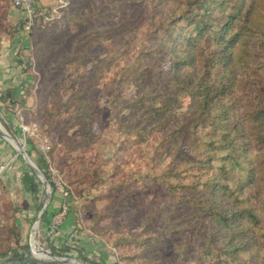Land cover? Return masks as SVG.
Returning <instances> with one entry per match:
<instances>
[{
    "label": "trees",
    "instance_id": "trees-1",
    "mask_svg": "<svg viewBox=\"0 0 264 264\" xmlns=\"http://www.w3.org/2000/svg\"><path fill=\"white\" fill-rule=\"evenodd\" d=\"M70 3L62 8L64 28L55 23L30 33L43 74L39 115L49 131L78 127L80 138L68 149L92 146L99 139L94 125L103 120L97 86L107 76L120 146H137L134 166L170 193L144 214L142 248L137 239L115 241L122 237L117 232L114 244L134 246L121 258L149 261L168 235L177 240L173 264H184L190 229L201 255L193 264H264V0L103 1L121 11L120 19L97 10L93 0ZM9 8L0 1V31H8ZM117 40L119 47L96 54ZM124 60L131 62L123 66ZM67 64L81 81L70 92L63 82ZM119 163L129 169L131 161ZM68 179L84 186L97 180V171L82 156ZM128 195L120 199L124 209L131 208ZM153 221L161 231L151 229ZM5 229L2 243L10 237Z\"/></svg>",
    "mask_w": 264,
    "mask_h": 264
},
{
    "label": "rangeland",
    "instance_id": "rangeland-1",
    "mask_svg": "<svg viewBox=\"0 0 264 264\" xmlns=\"http://www.w3.org/2000/svg\"><path fill=\"white\" fill-rule=\"evenodd\" d=\"M101 1L108 2L109 0H93L97 10L102 7L112 17L116 19L122 17V13L117 7L101 6ZM6 2L10 8L5 19V25L10 33L0 31V42L2 43L4 37H6L7 39L16 38L19 43H22L20 33L22 31L28 41L27 46L24 48L27 52L23 56H26L25 58L28 59L29 64L26 68H22L27 74L26 81L20 85L7 86L3 90L6 99L0 102V229L7 228L4 233L10 234L8 243L7 241L4 243L0 241V264H74L73 260L77 264H83V261L77 258L76 253L69 254L65 252V248H59V245L45 243L40 216L31 219L29 236L27 234V238L23 239L21 228L18 225V216L22 212L20 209L22 204L18 200L21 192L17 181L22 167L36 173L37 179L40 181L42 198L40 209L48 200V195L50 200L47 207L53 199V195L58 196L57 198L60 199L58 202L56 201L59 206L50 219L49 229H56L63 224L72 211L74 213L75 229L78 232H83L103 241L107 248L114 253L117 263L130 264L128 258H121L120 253L124 250L125 256L132 254L134 246L128 244L118 247L112 241L121 234L122 237L117 238L115 241H126L128 238L133 239V241L137 239L139 241L138 246L142 248V241L148 233L145 225L146 219L144 218L147 215V210L153 208L152 200L161 199L166 201L170 197V193L157 182H146L147 172L141 167L134 166L133 159L139 154L137 146L127 148L120 146L121 139L117 120L113 118V109L111 104L108 103L110 98L105 86L107 76L100 78L97 86L96 101L103 108L102 123H95L94 125V129L99 135L97 143L90 147L80 148L79 146L70 150L68 145L76 146L74 142L80 138L77 126L60 132L49 131L48 125L44 124L45 119L39 115L38 111V96L43 74L34 54L35 46L30 33L35 27L41 26L47 29L55 23L60 24V28H64L62 8L65 6L70 7L71 0H55L53 6H45L46 8L35 10L32 16L27 11L25 17L16 20V23L12 18V9L16 7L13 6L10 0H6ZM16 9L24 11L21 8ZM74 13L75 11L71 12V14ZM97 25L103 26L104 24L98 22ZM69 27L71 29L76 28L74 24L69 25ZM121 44V40L105 41L103 47L96 49V54L104 56L110 47H119ZM141 48H143V45L137 47L131 54L133 58L137 57ZM130 62V60H124L122 65H129ZM165 66L168 67V65ZM64 72L66 76L63 82L69 92L72 88L80 86L79 82L81 81L76 82V74L72 71L70 64H67ZM129 91H134V87L131 86ZM187 102L188 100L185 101V103ZM184 109L185 107H182L180 110ZM14 142L20 144L26 150L30 159L45 173V177L38 176L36 169L29 163ZM82 156L92 166V169L97 171V180L92 183L87 182L84 186L80 182L73 183L68 179V176L79 169ZM122 158L130 159L129 169L123 168L119 163ZM168 162L169 159L160 161V167L167 165ZM116 169H118L117 172H115ZM125 181L127 186H122ZM64 191H69V195L64 194ZM127 192L130 196L128 195L125 198L130 197L128 205L131 208L128 209L125 206L124 209L120 206V199ZM63 203H67L69 209L65 218L58 224L55 216ZM159 224L155 221L151 222V229L161 231L162 223L159 222ZM10 226L14 227L13 232L15 235L9 228ZM163 228H165V225ZM191 233L192 230L189 229L187 252L183 256L184 264H193L194 261L198 262L201 258L199 250L192 245ZM163 237L164 244L160 246L161 253H158L155 258L149 261L143 257L137 264H173L175 260L173 245L177 240L168 235ZM34 241L36 246L40 248L36 252L33 246ZM202 257L204 258V255Z\"/></svg>",
    "mask_w": 264,
    "mask_h": 264
},
{
    "label": "crops",
    "instance_id": "crops-1",
    "mask_svg": "<svg viewBox=\"0 0 264 264\" xmlns=\"http://www.w3.org/2000/svg\"><path fill=\"white\" fill-rule=\"evenodd\" d=\"M54 1L55 0H41L35 10L38 11L46 8L45 6H53ZM26 12L25 10L23 11L16 8L12 9V18L15 23L20 20L21 17H25ZM20 33L22 35V43H19L16 38L7 39L4 37L2 41L3 44L0 50V95L3 94V90L7 86L20 85L27 79V74H25L22 68H26L29 64L27 61L28 59L25 58L26 56H23L24 53L27 52L24 48L27 46L28 41L25 34L22 31ZM17 181L21 192L18 200L22 204L20 208L22 212L18 216V225L21 228L24 240L27 238V234L29 236L31 219H36L37 216H40L45 243L59 245V248H65V252L69 254L72 252L76 253L77 258L83 261V264H119L112 250L107 248L103 241L86 235L83 232H78V230L75 229L74 213L72 211L63 224L56 229H49L50 219L59 206L56 201L58 202L60 199L57 198L58 196L53 195V199L49 203V206L41 214L43 208L42 206L40 209L42 205L40 194L41 187L36 173L22 167Z\"/></svg>",
    "mask_w": 264,
    "mask_h": 264
},
{
    "label": "built area",
    "instance_id": "built-area-1",
    "mask_svg": "<svg viewBox=\"0 0 264 264\" xmlns=\"http://www.w3.org/2000/svg\"><path fill=\"white\" fill-rule=\"evenodd\" d=\"M14 7L24 9L28 12H30V16H32V13L35 11L36 6L41 0H10ZM31 22V19H30ZM30 25V23H29ZM64 194L69 195V191H64ZM69 209V206L67 203H63L61 205V209L58 211L56 218V223L60 224L65 218V215L67 214Z\"/></svg>",
    "mask_w": 264,
    "mask_h": 264
},
{
    "label": "water",
    "instance_id": "water-1",
    "mask_svg": "<svg viewBox=\"0 0 264 264\" xmlns=\"http://www.w3.org/2000/svg\"><path fill=\"white\" fill-rule=\"evenodd\" d=\"M17 145H18L17 148L22 152V154L26 157V159L29 161V163L36 169L38 176L41 178L45 177V173L30 159V156L28 155L26 150L20 144L17 143ZM49 200H50V197L48 195V200L44 204L42 211H41V214L45 211Z\"/></svg>",
    "mask_w": 264,
    "mask_h": 264
},
{
    "label": "bare ground",
    "instance_id": "bare-ground-1",
    "mask_svg": "<svg viewBox=\"0 0 264 264\" xmlns=\"http://www.w3.org/2000/svg\"><path fill=\"white\" fill-rule=\"evenodd\" d=\"M14 144L17 145L16 142H14ZM33 246H34V250H35V252H36V250H38V249L40 250V248L36 246L35 241H34V245H33ZM72 262H73L74 264H77L76 261H74V260H73Z\"/></svg>",
    "mask_w": 264,
    "mask_h": 264
}]
</instances>
